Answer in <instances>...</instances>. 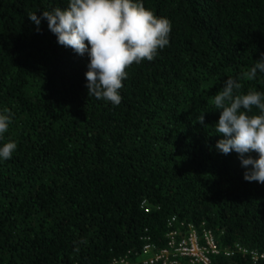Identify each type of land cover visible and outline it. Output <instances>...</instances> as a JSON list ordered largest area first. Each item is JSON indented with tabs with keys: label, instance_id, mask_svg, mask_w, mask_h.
I'll use <instances>...</instances> for the list:
<instances>
[{
	"label": "trees",
	"instance_id": "16d2710c",
	"mask_svg": "<svg viewBox=\"0 0 264 264\" xmlns=\"http://www.w3.org/2000/svg\"><path fill=\"white\" fill-rule=\"evenodd\" d=\"M67 4L0 0V144H17L0 162V264H138L191 230L213 233L211 264H264V184L215 150L213 127L226 79L264 92V74L245 75L264 54V0H143L169 44L126 67L118 106L88 95L87 55L28 19Z\"/></svg>",
	"mask_w": 264,
	"mask_h": 264
},
{
	"label": "clouds",
	"instance_id": "9594fccd",
	"mask_svg": "<svg viewBox=\"0 0 264 264\" xmlns=\"http://www.w3.org/2000/svg\"><path fill=\"white\" fill-rule=\"evenodd\" d=\"M28 19L37 32L41 22L46 21L59 45L79 56L87 55L88 95L114 106L122 101L119 90L126 79V67L153 60L157 51L169 44L171 31L170 20L145 8L143 0H68L64 8L54 7L39 16L30 13ZM258 72L264 74V54L245 75L252 80ZM240 87L236 80L226 79L214 96V107L220 114L213 127L223 137L215 150L224 155L238 154L245 169L243 179L264 184V92L234 94V89ZM253 106L259 110L258 115H249ZM198 123L204 124L203 115ZM10 124L11 116L5 109L0 112V138ZM16 148L15 141L0 144V162L11 159Z\"/></svg>",
	"mask_w": 264,
	"mask_h": 264
},
{
	"label": "built area",
	"instance_id": "2783aa9c",
	"mask_svg": "<svg viewBox=\"0 0 264 264\" xmlns=\"http://www.w3.org/2000/svg\"><path fill=\"white\" fill-rule=\"evenodd\" d=\"M144 206L145 203H143ZM168 239L167 247L161 250H156L152 245L145 246L143 254L137 263L211 264L212 258L221 253L216 239L210 231H203L199 235L195 230H191L188 237L185 238H181L179 233L174 231L168 235ZM250 254L254 260H257L259 257L255 252ZM225 255L230 256V253H226ZM115 261H117V264H132L130 258L127 257Z\"/></svg>",
	"mask_w": 264,
	"mask_h": 264
}]
</instances>
